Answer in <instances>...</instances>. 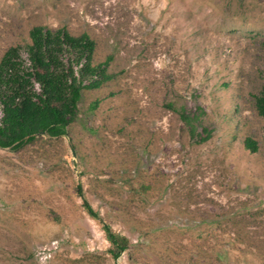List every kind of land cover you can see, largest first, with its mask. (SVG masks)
<instances>
[{"label": "rangeland", "instance_id": "1", "mask_svg": "<svg viewBox=\"0 0 264 264\" xmlns=\"http://www.w3.org/2000/svg\"><path fill=\"white\" fill-rule=\"evenodd\" d=\"M38 25L109 78L64 135L0 147V264H264V0H0V58Z\"/></svg>", "mask_w": 264, "mask_h": 264}, {"label": "trees", "instance_id": "2", "mask_svg": "<svg viewBox=\"0 0 264 264\" xmlns=\"http://www.w3.org/2000/svg\"><path fill=\"white\" fill-rule=\"evenodd\" d=\"M29 43L8 47L0 58V147L16 149L35 134L61 136L77 113L82 89L99 87L109 78L108 61L93 63L94 41L88 34L74 36L66 27L54 30L33 26ZM22 52L25 56H22ZM257 113L264 121V89L255 96ZM181 117L191 121L183 113ZM206 131L198 141H205ZM250 152L256 142L244 140ZM77 194L81 190L77 186ZM86 213L99 221L109 243L107 253L117 260L126 250L128 239L113 232L84 199Z\"/></svg>", "mask_w": 264, "mask_h": 264}]
</instances>
